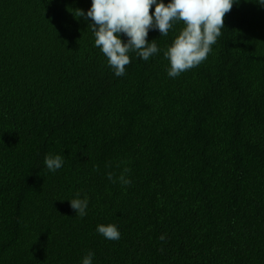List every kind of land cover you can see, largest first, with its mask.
<instances>
[{"label": "trees", "instance_id": "obj_1", "mask_svg": "<svg viewBox=\"0 0 264 264\" xmlns=\"http://www.w3.org/2000/svg\"><path fill=\"white\" fill-rule=\"evenodd\" d=\"M254 2L234 5L207 59L170 78L163 52L183 22L150 30L161 51L130 53L116 77L76 15L91 0H0V264H81L89 251L93 264H264ZM48 155L63 167L49 172ZM109 223L118 241L96 232Z\"/></svg>", "mask_w": 264, "mask_h": 264}, {"label": "clouds", "instance_id": "obj_2", "mask_svg": "<svg viewBox=\"0 0 264 264\" xmlns=\"http://www.w3.org/2000/svg\"><path fill=\"white\" fill-rule=\"evenodd\" d=\"M239 3L240 0H167V3L164 0H91L90 7L86 11L77 9L76 15L90 21L88 26L95 37L94 45L106 56L116 77L125 75L126 66L131 63L130 53L148 61L161 51L155 39L148 41L150 30L167 36L175 23L183 22V28L163 52L169 65L167 75L176 78L207 59L224 28L225 14ZM254 3L264 7V0ZM43 163L49 172H56L63 167L64 158L48 155ZM128 171L124 169L125 173ZM108 179L115 182L111 173ZM118 179L125 186L131 183L124 174ZM67 201L76 215L81 218L87 215L86 197L77 196ZM96 232L111 241L121 237L118 227L111 223L97 225ZM93 258L94 253L89 251L82 257L81 264H93Z\"/></svg>", "mask_w": 264, "mask_h": 264}]
</instances>
